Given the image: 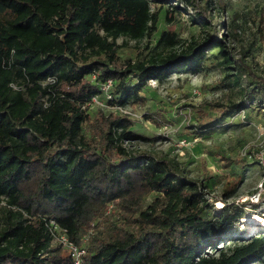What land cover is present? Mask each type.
<instances>
[{
    "label": "trees",
    "instance_id": "obj_1",
    "mask_svg": "<svg viewBox=\"0 0 264 264\" xmlns=\"http://www.w3.org/2000/svg\"><path fill=\"white\" fill-rule=\"evenodd\" d=\"M168 1L0 0V264H73L49 219L78 245L102 218L104 228L88 235L80 264H245L264 257V232L231 237L232 244L202 253L237 231L242 210L225 203L218 216L205 218L212 204L203 180L189 178L165 154L128 148L125 141L148 137L132 129L127 115L98 110L92 117L88 110L107 79L113 81L111 105L143 102L138 90L148 79L196 72L207 54L221 56L216 63L225 67L234 62L236 75L248 76L247 97L264 102V75L232 55L226 32L217 36L201 0L172 6L196 9L190 15L195 23L202 16L199 38L180 41L175 31L162 30L157 44L166 53L119 56L117 39H149ZM109 203L118 218L105 215Z\"/></svg>",
    "mask_w": 264,
    "mask_h": 264
},
{
    "label": "rangeland",
    "instance_id": "obj_2",
    "mask_svg": "<svg viewBox=\"0 0 264 264\" xmlns=\"http://www.w3.org/2000/svg\"><path fill=\"white\" fill-rule=\"evenodd\" d=\"M175 2L169 0L162 4L157 30L149 39L146 37L137 42L119 37V56L137 58L149 52L166 53V49L157 44L162 30L175 31L180 41L199 38L204 31L199 23L202 16L195 19L198 21L195 23L190 15L196 9L186 7L176 11L172 9ZM200 4L207 7L205 16L208 20L211 18L216 23L217 36L226 32L224 42L232 55L242 58L255 74L264 75V0H201ZM158 6L153 2L150 4L151 10ZM221 21H224V29L220 26ZM219 60L221 56L215 60L207 54L196 72L172 71L160 80L148 79L138 90L143 102L130 99L124 106H113L107 101L112 96L103 93L87 103L92 117L98 110L127 115L132 121V129L148 137L125 141L132 151L155 156L165 154L178 161L189 178L203 180L205 196L212 204L205 218L218 216L225 203L235 206L238 212L242 210L236 222L237 231L221 236L202 253H214L216 248L232 244L231 237L246 238L264 232V199H261L264 193V102L247 97L246 73L236 75L234 62L225 67V63H216ZM134 81L130 78L129 85ZM232 104L239 106L199 128L201 121L217 116L219 111L227 110ZM153 198L154 194H149L143 206L146 207ZM252 214L259 215L260 220L246 221L245 218ZM105 215L118 218V209L109 203ZM103 228L102 218L95 219L78 245H83L95 229ZM59 245L63 255L69 254L67 248ZM245 264H264V257Z\"/></svg>",
    "mask_w": 264,
    "mask_h": 264
},
{
    "label": "built area",
    "instance_id": "obj_3",
    "mask_svg": "<svg viewBox=\"0 0 264 264\" xmlns=\"http://www.w3.org/2000/svg\"><path fill=\"white\" fill-rule=\"evenodd\" d=\"M94 77L95 76L93 75L92 78ZM112 86L113 81L111 79H107L100 84V90L110 96L111 94L109 91L111 90ZM93 99H95V96L91 98V100ZM47 225L55 240L69 250V255L72 259L73 264H80L82 255L85 252L84 244H75L71 239L68 238L66 229L60 227L53 219H49Z\"/></svg>",
    "mask_w": 264,
    "mask_h": 264
},
{
    "label": "bare ground",
    "instance_id": "obj_4",
    "mask_svg": "<svg viewBox=\"0 0 264 264\" xmlns=\"http://www.w3.org/2000/svg\"><path fill=\"white\" fill-rule=\"evenodd\" d=\"M246 221H249L251 223H255L260 220L259 215H249L247 218H245Z\"/></svg>",
    "mask_w": 264,
    "mask_h": 264
}]
</instances>
